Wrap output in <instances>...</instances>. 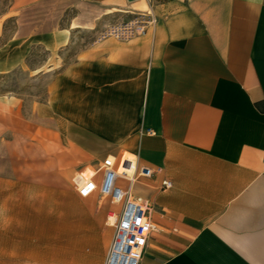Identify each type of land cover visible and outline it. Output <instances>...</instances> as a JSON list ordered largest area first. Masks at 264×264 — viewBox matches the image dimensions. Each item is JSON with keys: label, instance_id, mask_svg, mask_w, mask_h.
Masks as SVG:
<instances>
[{"label": "crops", "instance_id": "crops-1", "mask_svg": "<svg viewBox=\"0 0 264 264\" xmlns=\"http://www.w3.org/2000/svg\"><path fill=\"white\" fill-rule=\"evenodd\" d=\"M11 8L9 42L33 38L48 50L102 16L151 9L145 34L93 41L64 64L59 82L75 90L37 103L36 117L63 137L71 179L107 155L155 171L129 191L154 225L139 264H264V0H11ZM69 9L77 13L62 25ZM99 226L89 227L93 237Z\"/></svg>", "mask_w": 264, "mask_h": 264}, {"label": "rangeland", "instance_id": "rangeland-1", "mask_svg": "<svg viewBox=\"0 0 264 264\" xmlns=\"http://www.w3.org/2000/svg\"><path fill=\"white\" fill-rule=\"evenodd\" d=\"M76 13L67 10L61 24ZM133 13L102 16L95 26L74 30L69 45L48 50L33 38L9 42L17 18L11 0H0V264H103L104 235L114 230L107 215L118 214L120 206L97 193L92 204L77 194L64 139L47 130L51 122L42 130L35 107L52 102L55 93L73 92L59 82L64 64L100 40L106 26ZM10 98L18 105L9 104ZM92 223L100 224L97 237L89 231Z\"/></svg>", "mask_w": 264, "mask_h": 264}, {"label": "built area", "instance_id": "built-area-1", "mask_svg": "<svg viewBox=\"0 0 264 264\" xmlns=\"http://www.w3.org/2000/svg\"><path fill=\"white\" fill-rule=\"evenodd\" d=\"M155 22V16L151 9L133 13L127 21H116L106 26L100 33V39L114 37L118 40H128L147 32ZM147 133L153 131L148 129ZM128 160H117L107 155L100 163L96 171L85 174L78 171L72 177V185L80 197H89L95 193L101 197H108L112 203L120 206L117 213L109 212L107 219L115 216L111 225L114 227L113 236L108 246L103 264H139L143 251L147 244L150 232L154 225L150 220L149 208L146 201L139 197L130 196V188L140 178L150 177L155 171L149 167L133 169L131 175L124 176L119 171L120 166L126 167ZM157 169L156 172H159ZM124 178L125 184L120 183ZM164 188L171 187V182L162 180Z\"/></svg>", "mask_w": 264, "mask_h": 264}, {"label": "bare ground", "instance_id": "bare-ground-1", "mask_svg": "<svg viewBox=\"0 0 264 264\" xmlns=\"http://www.w3.org/2000/svg\"><path fill=\"white\" fill-rule=\"evenodd\" d=\"M129 159L130 160H129L128 165L126 167H124V166L119 167V171L123 172L124 176L131 175L133 172V169L135 168L133 158L129 157ZM112 219H113V221L115 220L114 215H113Z\"/></svg>", "mask_w": 264, "mask_h": 264}, {"label": "trees", "instance_id": "trees-1", "mask_svg": "<svg viewBox=\"0 0 264 264\" xmlns=\"http://www.w3.org/2000/svg\"><path fill=\"white\" fill-rule=\"evenodd\" d=\"M8 20H10V19H8Z\"/></svg>", "mask_w": 264, "mask_h": 264}]
</instances>
